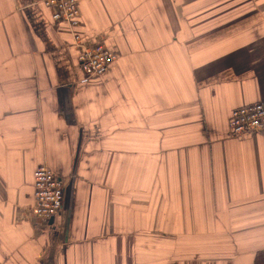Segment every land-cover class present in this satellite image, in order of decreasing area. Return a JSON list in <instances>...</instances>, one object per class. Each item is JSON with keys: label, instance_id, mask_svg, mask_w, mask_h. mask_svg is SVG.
<instances>
[{"label": "crops", "instance_id": "obj_1", "mask_svg": "<svg viewBox=\"0 0 264 264\" xmlns=\"http://www.w3.org/2000/svg\"><path fill=\"white\" fill-rule=\"evenodd\" d=\"M88 77L40 0H0V264H255L264 250V0H77ZM64 203L33 216L34 172Z\"/></svg>", "mask_w": 264, "mask_h": 264}, {"label": "built area", "instance_id": "obj_2", "mask_svg": "<svg viewBox=\"0 0 264 264\" xmlns=\"http://www.w3.org/2000/svg\"><path fill=\"white\" fill-rule=\"evenodd\" d=\"M45 7L53 8L51 20L54 24H66L79 50L78 62L88 77L105 74L117 58V54L103 41L86 44L78 31L80 9L77 0H40ZM230 132L234 137L255 135L264 131V102L236 108L230 116ZM64 183L49 166H39L34 172L33 216L51 220L63 208Z\"/></svg>", "mask_w": 264, "mask_h": 264}, {"label": "trees", "instance_id": "obj_3", "mask_svg": "<svg viewBox=\"0 0 264 264\" xmlns=\"http://www.w3.org/2000/svg\"><path fill=\"white\" fill-rule=\"evenodd\" d=\"M255 264H264V250L257 254Z\"/></svg>", "mask_w": 264, "mask_h": 264}]
</instances>
